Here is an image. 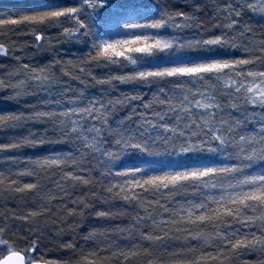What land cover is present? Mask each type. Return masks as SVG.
Masks as SVG:
<instances>
[{"label":"snow or ice","instance_id":"6c2138e0","mask_svg":"<svg viewBox=\"0 0 264 264\" xmlns=\"http://www.w3.org/2000/svg\"><path fill=\"white\" fill-rule=\"evenodd\" d=\"M0 93V264H264V0L0 4Z\"/></svg>","mask_w":264,"mask_h":264},{"label":"trees","instance_id":"16d2710c","mask_svg":"<svg viewBox=\"0 0 264 264\" xmlns=\"http://www.w3.org/2000/svg\"><path fill=\"white\" fill-rule=\"evenodd\" d=\"M23 2H24V0H15V1H11L10 4L23 3ZM64 51L65 52H69V51L75 52L76 51V48L73 47L72 45H64ZM45 58L46 57L44 55H41V56L36 57V59L38 61H40V62H44ZM25 62H27V61H25ZM122 87H124V86H122ZM91 91L95 92L96 89H91ZM2 95H3V93H0V96H2ZM6 106H8L9 108H15V107H21L22 108L23 107V104L13 105V104H9L8 102H4V101L0 100V108L6 107ZM40 150L43 151L44 149H40ZM139 159L140 158L138 157V155H136V154H130L129 157H128V162L129 163H136V162L139 161Z\"/></svg>","mask_w":264,"mask_h":264},{"label":"rangeland","instance_id":"374dc122","mask_svg":"<svg viewBox=\"0 0 264 264\" xmlns=\"http://www.w3.org/2000/svg\"><path fill=\"white\" fill-rule=\"evenodd\" d=\"M11 1L15 0H0V4H9Z\"/></svg>","mask_w":264,"mask_h":264}]
</instances>
